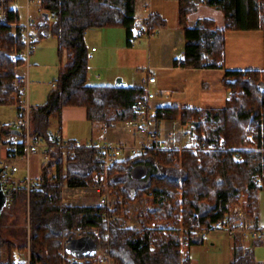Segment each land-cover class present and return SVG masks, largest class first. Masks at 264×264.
<instances>
[{
  "label": "trees",
  "instance_id": "1",
  "mask_svg": "<svg viewBox=\"0 0 264 264\" xmlns=\"http://www.w3.org/2000/svg\"><path fill=\"white\" fill-rule=\"evenodd\" d=\"M196 2L221 9L225 18L223 28L209 18L189 26L188 16L195 12ZM42 8L55 15L52 24L40 20L41 39L57 38L61 70L48 100L32 109V135L53 141L50 117L67 106L86 108L93 126L105 129L135 119L137 101L144 93L141 86L88 84L89 50L85 34L93 28L122 26L131 45L136 0H42ZM151 23L153 28L165 25L156 15L151 16ZM179 24L185 39L183 66L220 68L227 29L264 30V0H179ZM18 35L0 27L1 106L18 107L20 93L12 83L17 65L10 59L20 49ZM223 83L231 92L224 108L163 107L165 114L161 116L182 123L194 119L198 132L206 134L207 143L224 139L220 149L198 153L189 149L151 150L113 165L111 191L122 197L112 210L116 216L121 215L124 204L144 202L146 196H151V207L138 213V222L148 225L167 220L177 226L175 231L161 234L147 228H123L117 217L110 229L112 256L117 264H191L188 256L181 253L182 240H188L190 245L202 243L200 232L229 214L240 201L247 217L255 219L259 192L264 190V70H226ZM251 132L260 150L243 149L251 145ZM237 151L243 160L236 159ZM97 165L95 151L86 148L79 149L74 158L54 150L43 164L38 189L31 193L34 263H61L59 250L67 228L98 227L102 233L106 230L103 208L66 205L63 201L66 181L69 186L94 185L91 175ZM138 166L146 169L145 176L133 174ZM25 198V187L15 190L14 205L9 210L18 209V203ZM5 216L0 214V255L4 248L12 254L15 247L25 246L24 231L22 235L12 234L19 239L18 243L3 232ZM260 243L259 240L247 246L240 236H234L230 264H261L255 256V247Z\"/></svg>",
  "mask_w": 264,
  "mask_h": 264
},
{
  "label": "crops",
  "instance_id": "2",
  "mask_svg": "<svg viewBox=\"0 0 264 264\" xmlns=\"http://www.w3.org/2000/svg\"><path fill=\"white\" fill-rule=\"evenodd\" d=\"M17 1L12 4L15 9ZM146 9L151 15L158 16L165 25L154 28L155 33L151 37H140L136 44L128 45L127 31L122 26L93 28L86 32L88 84L115 86L118 78H121L127 86H141L143 78L152 72L157 76V81L151 85L158 95L154 100L156 106L219 109L226 106L231 95L223 83L226 70H264L263 29H227L223 66L188 68L183 66L185 39L179 24V0H136L137 16H146ZM205 18L213 20L218 28L225 25L223 11L205 4H200L195 12L189 14L188 24L196 26ZM60 70L57 38L49 36L41 39L31 57L29 101L33 109L48 100L50 92L56 87ZM10 105L15 106L16 112L17 104ZM9 120L7 118L4 121ZM50 131L54 136L60 134L82 140L136 141V137L126 130L123 123L109 129L93 126L84 107L67 106L60 113L53 114L50 117ZM7 132L0 125V159H5V172L10 173L12 167H18V171L10 174V182L18 190L24 187L26 164L19 157L6 158L4 142ZM48 159L39 155L30 157L28 168L33 180H39L42 166ZM258 199L256 220L247 219L252 224L264 227V190L259 192ZM260 241L255 247V256L259 263L264 264V239ZM253 243L245 241L247 246ZM232 245L233 237L226 232H218L210 236L208 243L191 245L184 257L188 256L191 264H230Z\"/></svg>",
  "mask_w": 264,
  "mask_h": 264
},
{
  "label": "built area",
  "instance_id": "3",
  "mask_svg": "<svg viewBox=\"0 0 264 264\" xmlns=\"http://www.w3.org/2000/svg\"><path fill=\"white\" fill-rule=\"evenodd\" d=\"M14 1L16 0H0V27L9 28L13 34L18 33L20 43V49L10 56L11 62L17 65L12 80L13 85L20 93L17 117L13 122L1 123L2 128L10 131L4 142L7 151L6 158L19 157L27 161L26 177L23 183L29 208L31 193L38 189L37 181L33 180L29 174L28 163L31 156L39 155L48 159L52 151L59 150L65 156L74 158L79 149H93L98 165L93 169L91 179L99 195L98 206L104 209L103 220L106 230L102 233L98 227L90 226L65 229L64 239L59 250L60 264H117L112 256L110 233L112 221L117 218L116 214L112 212L114 204L112 202L110 171L113 165L130 157L147 154L151 150L189 149L193 153L211 152L220 149L225 141L222 138L218 142L207 143L206 134L198 132L197 122L194 119L186 123H182L181 120H169L173 127L163 133L161 128L165 118L161 116L165 114V109L154 104L158 95L151 89V85L157 81V76L152 72H149L141 83L144 93L137 101L138 116L123 123L126 130L136 137L134 143L94 139L82 140L78 137L70 138L60 134L55 136L53 141H48L33 136V107L29 101L31 57L41 40L40 20L45 19L44 13L47 12L48 17L45 20L52 24L55 21V15L41 8L42 0H24L25 16L22 21L18 9L12 7ZM33 4H38V6L33 7ZM199 5L200 3L196 2V6ZM145 11L148 13L146 16H136L134 20L132 30V43L134 44L139 42L140 37H151L155 33L151 23L152 15L148 9ZM249 139L255 142L252 134H250ZM21 148L23 149L22 154L20 153ZM235 157L237 160H243L240 151L236 152ZM4 162L5 159H0V167L4 168ZM18 170V167L14 166L10 173L4 171L0 176L6 194L4 208L8 210L12 209L15 201V189L10 182V174ZM258 183L262 185V179H259ZM28 219L30 224L27 225L29 228L27 244L24 248L16 247L13 249L10 264H36L32 257L30 215ZM120 226L123 228L131 227L136 230L147 228L152 231H159L161 234H169L177 229L174 222L167 220L152 221L148 225L138 226H129L121 222ZM218 232H226L231 237L242 234L243 239L247 242L254 239H264V227L254 226L248 222L245 210L237 206H234L229 214L200 232L202 243H208L210 236ZM86 236L95 240L96 247L92 254L79 256L67 250L70 239H80ZM190 246L188 240H182L180 247L182 255Z\"/></svg>",
  "mask_w": 264,
  "mask_h": 264
},
{
  "label": "rangeland",
  "instance_id": "4",
  "mask_svg": "<svg viewBox=\"0 0 264 264\" xmlns=\"http://www.w3.org/2000/svg\"><path fill=\"white\" fill-rule=\"evenodd\" d=\"M14 6H17L19 16H20V20L23 21L24 16H25L24 0H18ZM37 6H38V4H33V7H37ZM37 47H38V45H37ZM14 107H15L14 105H5V106L0 105V125H1V123H9V122H13L16 120L17 111L15 112ZM14 115H15V120L12 119L14 117ZM7 118H10V120L4 121V120H7ZM172 127H173V124H171L169 122V119H165V121L162 122V128L161 129H162L163 133H166V130L167 129L169 130V128H172ZM4 129H6V128H4ZM6 130L8 131V129H6ZM250 134L253 135L252 132ZM250 134L248 135V140H250L249 139ZM7 137H8V135H7ZM109 139H111V138H109ZM253 139H254V136H253ZM114 140L115 139H113V140L111 139V141H114ZM114 142H118V141H114ZM250 142H251V145L244 147L243 148L244 150H251L252 148H253V150H257L260 148L256 142H252L251 140H250ZM22 160L26 164L27 161L24 159H22ZM0 168H2V167H0ZM145 198L146 199L144 200V202L132 201V202H129L128 204H124L121 207L122 209L120 210L121 215L117 216L119 218L120 223L122 222L125 225H129V226L130 225H133V226L141 225L138 222L137 215L140 211L147 210L149 207H151V201H152L151 196H146ZM63 201L66 205H72V206H76V205L77 206L78 205H81V206H98L99 195L96 192L94 185H92V184H89V185L86 184L85 186H69V184L66 181L65 188H64V200ZM121 201H122V197H117L115 194L112 193V202L114 204V207H115L116 203L121 202ZM235 206L240 207L244 210V207H243V204L241 201L239 203H237ZM29 208H30V210H29ZM29 208H28L27 198H25L24 201H21L18 203V209H13V210H7L5 208L1 209L2 210L1 213L4 214V216L6 215L3 222H2L3 225L1 226V228H2L3 232L6 233V236L8 238H11L12 239L11 241H13L15 243L16 242L18 243L19 239L13 238L12 234L17 233V234L22 235V232L24 231L25 232V245L27 244L28 231H29V228L27 225L30 224L29 219H28L29 215H30V219H31V223H32V203L30 204ZM215 234L216 233H214V235ZM237 236H240L242 238L243 242L245 243V240L243 239L242 234H237ZM63 239H64V237H63ZM255 241H259V240L254 239V240L248 241V242H255ZM18 247H21V246L19 245ZM24 247H22V248H24ZM31 247H32V224H31ZM6 249L7 248H4L3 252L0 255L2 264H8V263L10 264L12 262L11 254H9V252Z\"/></svg>",
  "mask_w": 264,
  "mask_h": 264
},
{
  "label": "water",
  "instance_id": "5",
  "mask_svg": "<svg viewBox=\"0 0 264 264\" xmlns=\"http://www.w3.org/2000/svg\"><path fill=\"white\" fill-rule=\"evenodd\" d=\"M45 19L48 17V13H44ZM117 85L120 86H127L125 82L122 81L121 78H118L117 80ZM19 133V132H17ZM50 135H52V139L54 140L55 136L53 135L52 131L49 132ZM91 170V169H90ZM3 171V168H0V173ZM133 174L138 176V177H143L147 174V171L144 167L138 166L135 168L133 171ZM6 202V194L4 192L3 184L0 179V214H1V209L4 208ZM70 243L67 246V250L70 253L79 255V256H85V255H90L94 252L96 243L95 240L92 237L86 236L82 237L80 239H70Z\"/></svg>",
  "mask_w": 264,
  "mask_h": 264
}]
</instances>
